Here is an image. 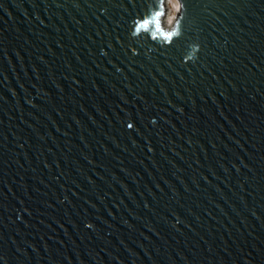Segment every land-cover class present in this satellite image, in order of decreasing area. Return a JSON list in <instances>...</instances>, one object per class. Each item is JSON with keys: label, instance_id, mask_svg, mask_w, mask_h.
Listing matches in <instances>:
<instances>
[{"label": "water", "instance_id": "1", "mask_svg": "<svg viewBox=\"0 0 264 264\" xmlns=\"http://www.w3.org/2000/svg\"><path fill=\"white\" fill-rule=\"evenodd\" d=\"M168 1L0 0V264H264V0Z\"/></svg>", "mask_w": 264, "mask_h": 264}, {"label": "snow or ice", "instance_id": "2", "mask_svg": "<svg viewBox=\"0 0 264 264\" xmlns=\"http://www.w3.org/2000/svg\"><path fill=\"white\" fill-rule=\"evenodd\" d=\"M164 14H165L164 13V0H159L157 11H155L154 13L148 16H145L141 21L140 27L136 30L137 31H141V30L149 31L151 35L155 36V32L162 31V29L160 28L158 21L153 20V16L160 17V16H163ZM165 35H166V38L171 39V37L177 35V33L169 32V33H166Z\"/></svg>", "mask_w": 264, "mask_h": 264}, {"label": "rangeland", "instance_id": "3", "mask_svg": "<svg viewBox=\"0 0 264 264\" xmlns=\"http://www.w3.org/2000/svg\"><path fill=\"white\" fill-rule=\"evenodd\" d=\"M180 9V1L179 0H169L168 1V13L166 15V19L169 23H172L177 16V13Z\"/></svg>", "mask_w": 264, "mask_h": 264}, {"label": "bare ground", "instance_id": "4", "mask_svg": "<svg viewBox=\"0 0 264 264\" xmlns=\"http://www.w3.org/2000/svg\"><path fill=\"white\" fill-rule=\"evenodd\" d=\"M173 23V22H172ZM171 24V23H170Z\"/></svg>", "mask_w": 264, "mask_h": 264}]
</instances>
